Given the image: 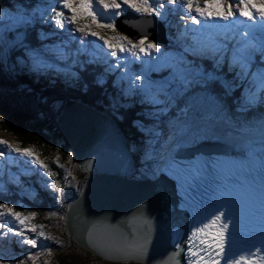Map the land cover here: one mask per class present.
<instances>
[{
    "label": "snow or ice",
    "instance_id": "6c2138e0",
    "mask_svg": "<svg viewBox=\"0 0 264 264\" xmlns=\"http://www.w3.org/2000/svg\"><path fill=\"white\" fill-rule=\"evenodd\" d=\"M166 5L170 6L167 8L168 12L177 10L176 6L179 5V10L184 13L180 18L186 22L190 21L192 25L203 24L221 30L217 33L209 31L202 41L193 46L192 54L201 58L210 56L216 67L227 59L232 78L230 82H225V87L228 91L242 90L238 98V110L247 111L257 103L264 105V67L253 70L254 32L258 27L264 33V0H56L55 5L48 8L35 7L31 11H24L17 17L16 23L9 20L8 25L3 23L7 14L0 9V60L3 59L5 50L15 51L26 47L25 30L31 28L34 23L51 22L61 31L65 30V25L72 26L67 32L69 37L80 45L75 50L76 55L85 52L89 46L100 48L107 57L117 58L116 63L108 70L120 69L121 59L151 57L161 52V46L150 40L147 35L134 42L128 35L118 31L116 18L123 16L129 9L141 17H161L165 14ZM21 6L24 9L30 7L23 4ZM9 7L14 8V5ZM49 13L51 21L46 18ZM237 22L243 23L244 28L239 33L240 39L230 46L226 33L235 29ZM102 31H110L115 35L106 37L101 34ZM259 44L264 62V38ZM66 47L61 45L55 48L58 59L65 60L73 55L71 51H65ZM31 59L36 68L53 66L35 52L32 53ZM123 67L129 80V88L136 94H143L160 112L178 101L198 80L216 79L212 73L206 72L183 56L175 61L174 66L169 65V78L160 85L148 82L146 73L130 75L127 74V65ZM123 78L125 76L121 77ZM3 120L4 117L0 116V122ZM260 128L264 131V118L261 119ZM19 157H25L30 163L38 165L46 176L56 175L48 169L34 149L23 148L0 139V160L7 162L9 158L14 160ZM72 158L69 153V161ZM56 162L59 163V157ZM68 176H71V172H68ZM190 178L196 183L202 178V169L191 170ZM12 179H16V176ZM4 183L0 174V192L4 191ZM50 187L53 191L58 190L56 198L59 199L63 194L62 186L54 182ZM17 207L10 203H0V237L11 234L20 238L19 243L33 247L37 246L40 238L62 244L56 237L46 235L43 225L32 224V220L37 216L36 212L29 211L25 214L18 211ZM48 215L56 216L57 213ZM60 219L67 222L66 217L61 216ZM238 227L239 219L233 214L230 202L224 197H219L210 214L195 222L183 241H172L174 251L166 255L173 257L176 264H180L181 253L184 255V264H264V233L261 234L259 243L251 237L247 241H241L237 238ZM125 251L128 253L124 257L125 260L137 259L140 264H164L162 258L149 259L147 237L138 240L132 235L126 242ZM42 255L51 256V249L47 253L37 251L18 257L0 256V264H11L12 259L16 260V264H37Z\"/></svg>",
    "mask_w": 264,
    "mask_h": 264
},
{
    "label": "trees",
    "instance_id": "16d2710c",
    "mask_svg": "<svg viewBox=\"0 0 264 264\" xmlns=\"http://www.w3.org/2000/svg\"><path fill=\"white\" fill-rule=\"evenodd\" d=\"M38 3L37 0H0V9L7 14V9L11 8L9 5L20 4L21 6L22 4H28L29 8H33ZM53 28L54 25L50 22L35 24L31 28L26 29V47L34 46L36 51L44 52V45H41L43 41L39 40L35 30L40 32ZM124 31H129L130 36L133 35L130 32L131 30ZM40 56L42 55L40 54ZM69 58H72L70 60L74 64V67H69V73L64 70L66 66L60 64L59 68L61 71L58 72H56V69H53L55 71L49 68L40 70V68L34 67L40 72L39 74L30 71L29 65H32L33 62L31 55L25 49L5 50L3 59L0 60V116L4 117V120L0 122V132L13 136L20 147L34 149L43 163L48 164L51 167V171L56 173V180L63 185V194L57 199L58 193H55L48 185L51 182L48 176L44 174L38 165L30 163L23 157L20 158L22 169L16 170L14 175L16 179H12V177L9 179L14 188L9 191L4 186V191L0 192V203L17 205V210L21 212H36L37 216L34 218L36 222H44L48 225L57 220L56 224L60 227L56 230L62 233L65 243L58 247L55 243L51 245V243L45 242L43 252L47 253L51 249L52 255L41 256L37 264H100L97 261L98 256L80 247L70 237L64 225V220L60 219L61 216L64 217L69 202L80 193L86 174L83 173L81 184L77 188L72 189L64 181L66 178L64 171L54 163V157L60 154V158L66 160L67 154L69 151L72 152V150L55 119L60 114L64 102L61 101L62 104L60 103L56 111H52L50 103L58 98H71L106 112L99 105V102H104L105 93L108 92L114 95L115 93L124 94V92L120 91L118 83L113 79L114 76L104 71L99 63L85 65L81 63L84 60L83 55L74 54ZM20 61L25 64L21 65L22 68L16 67L17 62ZM225 61L224 69L219 71V67L215 66V61L212 62L207 58L200 59L201 67L206 72L212 73L216 79L206 80L205 83L197 87L215 97L220 102L223 112L222 117H219V115L212 116L211 112H206V116L208 118L212 116L216 120L225 121L229 124L227 128L222 125V129H226L229 134L232 131L237 132L239 130L251 132L253 125L264 118V105L257 103L247 111L238 110L240 103L238 98L242 90L228 91L226 89L225 82L231 81L232 71L228 68L226 59L223 63ZM220 66L222 67V65ZM221 73L224 74V79L219 80L217 77ZM98 81L102 82L98 83ZM211 84L214 86H211ZM135 101L136 99L132 102L134 105H136ZM129 106L118 117L110 115L126 139L129 142H135L137 137L132 123L134 121L133 116L138 115L132 113V109ZM173 110L171 109V111ZM207 123H210V121L208 120ZM161 124V134L167 133L172 129V127L169 129V126H167L168 121L164 120ZM130 125H132V128ZM172 131H174V128ZM203 140L207 141L208 139ZM73 159L76 162L74 154ZM133 160L136 167L137 155L133 154ZM1 165L2 168L6 167L4 162ZM77 171L81 173L79 168ZM7 177L9 178V173L3 175V180L6 182L8 181ZM53 212L57 213V215H48ZM12 240L14 241V238ZM34 248L31 246L30 249L22 250V248L18 247L17 242L12 243L14 251L12 252L17 257L27 254ZM11 264H16V260L12 259Z\"/></svg>",
    "mask_w": 264,
    "mask_h": 264
},
{
    "label": "water",
    "instance_id": "95a60500",
    "mask_svg": "<svg viewBox=\"0 0 264 264\" xmlns=\"http://www.w3.org/2000/svg\"><path fill=\"white\" fill-rule=\"evenodd\" d=\"M130 17L153 20L159 25L160 37L147 33L130 36L122 28ZM116 26L133 39L147 35L150 40L167 43L165 28L155 16L141 17L128 12L116 19ZM55 119L79 170L86 173L80 193L69 202L64 214L67 218L64 225L70 237L80 247L104 260L136 263L140 261L124 259L128 254L126 242L132 235L138 240L147 237L149 259L157 257L162 258L164 264H176L175 259L166 254L174 251L173 240L182 241L184 216L176 208L172 182L161 173L153 179L133 177L135 166L130 143L105 112L65 99ZM198 152L230 154L232 149L215 140L201 141L195 146L180 148L175 156ZM149 189H155L158 194L155 208V203L148 199ZM161 211L166 213L164 221L156 215ZM159 227L160 233L157 232ZM179 261L182 264L180 258Z\"/></svg>",
    "mask_w": 264,
    "mask_h": 264
},
{
    "label": "rangeland",
    "instance_id": "374dc122",
    "mask_svg": "<svg viewBox=\"0 0 264 264\" xmlns=\"http://www.w3.org/2000/svg\"><path fill=\"white\" fill-rule=\"evenodd\" d=\"M40 2V4H37L38 6L35 5L33 8L28 9H24L22 6H20V4H13L14 8L11 7L7 9V16L3 19V23L5 25H8L9 20H11L12 23H16L17 17L24 11H31L35 7L48 8L52 5H55L56 0H44ZM168 7L170 6L166 5L165 14L161 17H157V19L160 22L164 23L165 26H167L168 32H171L169 31V29L172 28L173 30L174 26L176 25L175 20H173V15L176 14L178 16H183L184 13L183 11L179 10V5L176 6V9L178 10L171 12L167 11ZM131 11L132 10L129 9L126 13L130 12L139 15L134 11ZM170 15H172V17ZM46 18L48 21H51L49 20L51 19V14L49 13ZM101 34L105 35L106 37L115 35V33H112L110 31H102ZM132 34L137 35L138 33L136 31H133ZM39 35V40L44 39L50 46H54V50L52 51V53L56 55L48 54V52L52 49L51 47H45V52L36 51L34 46H27L24 49L29 52V55H32L33 52L41 54L44 59L42 57L41 58L46 62L55 61L53 62V65L56 67V69H59L56 61H59L60 59H58V54L55 52V48L57 46H61V38H54V35L51 36L50 32L47 33L41 31ZM138 39L140 38L132 40L135 42ZM174 40L175 42H168L166 45L157 43L161 46V52L156 53L151 57H141L140 59L135 60H133L131 57H129L127 60L121 59L119 61V63L121 64V68H112L110 70V73L117 75L116 78L113 77V79L118 83L119 88L121 89L120 91L124 92V94L115 93L114 95H111L107 92L105 93L104 102H99V105L106 111L105 113L110 117L111 115H115L118 117L123 110L128 109L129 105V107L132 109V113L138 115L133 116L134 121L132 123L137 139L135 142H130L131 152L134 155H137L138 159L137 166L135 167L133 173V177L136 178H155L158 174V171L161 169L164 162L171 154H174L182 147L195 146L201 141H204L203 139H208L207 141L215 140L216 142L227 144L233 150H240L242 148L250 147L255 145L256 143H264V131H262L260 128L261 120L253 125V130L251 132H244L239 130L237 132L232 131V133L229 134L228 132H226V129H222V125L227 128L229 127V124H227L225 121H221L218 119L216 120L214 119V117H212L213 115H219V117L223 116L220 102L217 101L215 97L209 95L208 92L197 87L198 85L200 86L202 83H205L206 80H198L178 101L174 102L173 105H171L163 112H160L156 106H153L151 103H149L143 96V94H136L129 88V80L126 78L125 69L123 67L124 65H127V74L136 75L139 73H146L148 82L152 83L153 85H160L169 78V74L171 71L169 65L174 66L175 61L179 57L183 56L186 60L193 62L197 58L203 59L201 57L194 56L192 54V51L191 54H189L188 52H184L181 45L177 44L176 35H174ZM54 42L56 44H54ZM187 42L188 40L185 37V44L188 45ZM172 44L173 47L170 46ZM92 48L97 52L98 55L96 57H91V59H100V48ZM65 51L67 50L65 49ZM254 51L258 55H261V51L256 49ZM109 58H111V60L108 58L106 59V61L110 63L108 64V68H110V66L117 61V58L115 57ZM261 61L262 60H260L259 62ZM65 64L71 66L70 62ZM225 64L226 61L222 64V67L219 66V71H222L224 69ZM21 65H25L23 61L17 62L16 67L22 68ZM29 67L30 71L36 74L40 73L37 69L34 68V64L29 65ZM44 69L45 68L43 67L40 68V70ZM67 71L69 73V69ZM122 76H125V78L121 79ZM118 79L120 80V82ZM217 79H224V74L221 73L217 77ZM51 82L53 81L51 80ZM211 86L214 85L211 84ZM65 99L66 98H64L63 100L55 99L52 103H50L52 111H56L59 108L60 103L62 104L61 101L64 102ZM134 99H136V105L132 103ZM171 109L174 110L171 111ZM206 112H211L212 116L208 118V116H206ZM164 120L168 121L167 126H169V129L170 127H172V129L174 128V131L170 129V131H168L167 133H163V135L160 133V128L162 126L161 122ZM208 120L210 121V123H207ZM132 125H130L131 128ZM0 139L7 140L13 144H18L13 136L8 135L4 132H0ZM69 153H71L73 157V153L71 151H69ZM69 153L66 156V160H62L60 158V154L54 157L53 160L54 163L58 165V168L64 171L66 175V178L64 180L66 182V185L72 187V189H75L81 184L83 173L77 171L78 167L73 158L71 161H69ZM57 157H59V163L56 162ZM61 165L63 167H61ZM47 166L48 169L51 170V167L48 164ZM68 172H71V176H68ZM48 178L51 180L50 184L48 183L49 186L55 182L60 184L63 188V185L56 180L55 176H48ZM8 186V190L12 191L14 187H12L10 182H8ZM54 192L58 193V190ZM24 213L27 214L28 212ZM46 220L48 219L46 218ZM53 222L54 223L52 224L46 225L44 222L40 223L34 221V219L32 220V224L44 226L43 230L45 231L46 235L54 236L62 241V243H65L62 233L59 230H56L58 229V227H60L56 224L57 220H54ZM29 235L35 236V234L32 233H29ZM12 238H14V241L12 240ZM19 240V237H14L11 234H9L7 237H0V256L17 257L13 253L14 251L12 249V243L14 242H17L18 247L22 248V250L31 248L32 245L26 246L27 244L19 243ZM45 242H49V244L51 243V245L55 243L52 240H45L43 238H40L38 240L37 246L34 249L30 250L28 253H35L37 251L43 252L45 248ZM55 245L59 247L62 244L58 245L55 243ZM97 261H99L100 264H140L132 261L112 262L104 260L100 257H98Z\"/></svg>",
    "mask_w": 264,
    "mask_h": 264
},
{
    "label": "bare ground",
    "instance_id": "6f19581e",
    "mask_svg": "<svg viewBox=\"0 0 264 264\" xmlns=\"http://www.w3.org/2000/svg\"><path fill=\"white\" fill-rule=\"evenodd\" d=\"M122 28H124L126 30H133V31H136L137 33H147L149 36L160 37L159 25L153 23V20H148V19H143V18L137 19V18H131L130 17L126 22H124V25ZM133 31H131V32L133 33ZM207 59L214 62L210 56H208ZM67 99H71V98H67ZM72 100H74V99H72ZM74 101H76V100H74ZM78 102L84 103L82 101H78ZM84 104H86V103H84ZM93 108H95V107H93ZM132 157H133V153H132ZM133 164H134V160H133ZM147 194L149 196L148 199L152 200L155 203V204H153V208H155L157 206L156 196L158 194L156 193L155 189H149L147 191ZM156 215H157V218L160 219V221H162V220L164 221L166 218V213L164 211L158 212ZM160 231H161V228L159 227L157 232L160 233Z\"/></svg>",
    "mask_w": 264,
    "mask_h": 264
}]
</instances>
